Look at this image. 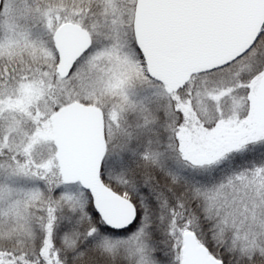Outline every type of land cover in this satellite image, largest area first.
Segmentation results:
<instances>
[{
	"label": "snow or ice",
	"instance_id": "1",
	"mask_svg": "<svg viewBox=\"0 0 264 264\" xmlns=\"http://www.w3.org/2000/svg\"><path fill=\"white\" fill-rule=\"evenodd\" d=\"M0 264H264V0H0Z\"/></svg>",
	"mask_w": 264,
	"mask_h": 264
}]
</instances>
